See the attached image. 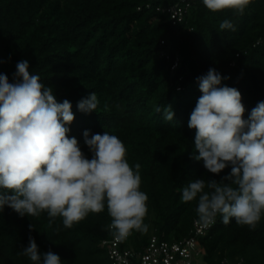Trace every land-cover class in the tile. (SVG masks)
<instances>
[{"label":"trees","instance_id":"16d2710c","mask_svg":"<svg viewBox=\"0 0 264 264\" xmlns=\"http://www.w3.org/2000/svg\"><path fill=\"white\" fill-rule=\"evenodd\" d=\"M174 1L0 0V73L11 82L16 64L27 60L30 72L53 87L59 102H71L75 119L69 136L77 138L86 156L91 158V152L83 132H109L127 147L129 163L141 165L148 230L131 232L134 247L153 230L169 240L187 235L198 218V202H183L180 190L189 181H219L230 172L209 173L191 158L195 130L188 128V120L202 95L196 78L209 68L230 77L222 83L242 94L245 119L264 101V0H252L243 14L231 9L212 13L202 0H194L184 18L172 23L155 5ZM225 19L235 31L219 28ZM91 92L98 108L82 113L77 102ZM168 105L172 122L155 112ZM110 220L105 208L67 229L59 218L49 226L46 212L20 217L5 206L0 212V264H31L17 255L28 246L29 235L41 254L51 250L62 264H110L99 246L110 235ZM31 223L35 230H29ZM198 241L206 264H224V258L264 264V215L255 230L237 225L234 218L224 225L218 216Z\"/></svg>","mask_w":264,"mask_h":264},{"label":"clouds","instance_id":"9594fccd","mask_svg":"<svg viewBox=\"0 0 264 264\" xmlns=\"http://www.w3.org/2000/svg\"><path fill=\"white\" fill-rule=\"evenodd\" d=\"M251 2L202 0L212 13L231 9L243 14ZM219 28L235 31L227 19ZM29 68L27 60L19 61L11 82L0 73V212L5 206L20 217L38 218L46 212L49 226L59 218L71 229L106 208L111 218L107 228L117 239L133 230L147 231L149 198L141 190V165L129 163L127 147L109 132L91 136L88 130L83 132L91 152V158L86 156L77 138L69 136L75 119L71 102H59L53 87ZM229 78L215 68L196 78L202 95L190 113L188 128L195 130L191 158L209 173L220 175L229 168L230 172L219 181H189L180 190L181 199L197 200V217L205 228L220 216L224 225L234 218L237 225L255 230L264 215V101L245 119L242 94L222 83ZM98 105L95 92L77 102L78 110L86 114L96 112ZM155 112H162L167 122L174 119L171 105L157 106ZM29 230H35L32 223ZM17 255L31 264H62L51 250L41 254L31 235Z\"/></svg>","mask_w":264,"mask_h":264},{"label":"built area","instance_id":"2783aa9c","mask_svg":"<svg viewBox=\"0 0 264 264\" xmlns=\"http://www.w3.org/2000/svg\"><path fill=\"white\" fill-rule=\"evenodd\" d=\"M193 1L175 0L165 6L155 5V9L167 12L172 23H175L184 18ZM145 5L148 7L152 4ZM210 227L205 228L196 218L193 219L188 234L182 238L169 240L164 238L163 233L153 230L138 247L129 244L130 235L120 240L108 229L110 235L101 238L99 246L105 250L110 264H192L194 258L202 257L203 248L198 240ZM241 261V258L231 263L226 258L222 260L224 264H241Z\"/></svg>","mask_w":264,"mask_h":264},{"label":"rangeland","instance_id":"374dc122","mask_svg":"<svg viewBox=\"0 0 264 264\" xmlns=\"http://www.w3.org/2000/svg\"><path fill=\"white\" fill-rule=\"evenodd\" d=\"M192 264H206L205 261L202 259L201 256L194 258Z\"/></svg>","mask_w":264,"mask_h":264}]
</instances>
